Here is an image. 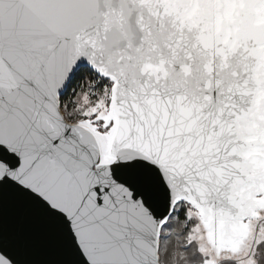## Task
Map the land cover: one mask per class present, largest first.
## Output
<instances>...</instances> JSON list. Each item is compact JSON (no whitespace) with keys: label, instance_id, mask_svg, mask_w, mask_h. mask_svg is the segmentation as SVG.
Returning <instances> with one entry per match:
<instances>
[{"label":"snow or ice","instance_id":"6c2138e0","mask_svg":"<svg viewBox=\"0 0 264 264\" xmlns=\"http://www.w3.org/2000/svg\"><path fill=\"white\" fill-rule=\"evenodd\" d=\"M0 264H264V0H0Z\"/></svg>","mask_w":264,"mask_h":264}]
</instances>
